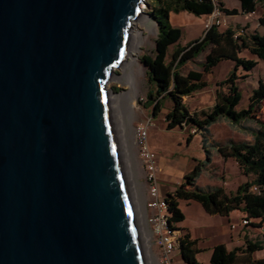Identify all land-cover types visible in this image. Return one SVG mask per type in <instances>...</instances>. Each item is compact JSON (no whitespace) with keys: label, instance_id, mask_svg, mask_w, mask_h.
Instances as JSON below:
<instances>
[{"label":"water","instance_id":"95a60500","mask_svg":"<svg viewBox=\"0 0 264 264\" xmlns=\"http://www.w3.org/2000/svg\"><path fill=\"white\" fill-rule=\"evenodd\" d=\"M147 0H0V264H148L110 82Z\"/></svg>","mask_w":264,"mask_h":264},{"label":"trees","instance_id":"16d2710c","mask_svg":"<svg viewBox=\"0 0 264 264\" xmlns=\"http://www.w3.org/2000/svg\"><path fill=\"white\" fill-rule=\"evenodd\" d=\"M245 13H254L258 5L262 12L259 23L264 27V0H239ZM214 0H155L151 15L158 26V35L153 54H143L142 61L148 68V77L152 87L148 90V104L153 105V114L157 115L164 108L165 98L172 100V107L166 113L169 129L178 126H192L195 132L206 131L209 126L224 117L233 123H239L251 117L264 106V80H259L258 86L250 96L247 108L238 110L242 100V92L236 73L239 68L246 72L252 71L258 61L241 55L243 50L264 60V34L246 32L235 36L236 31L228 27L224 30L213 23L201 38L188 45L176 46L170 51L171 45H176L182 37L181 28L171 22V12L188 11L197 16L210 15L216 8ZM218 8L227 14H237L238 9H229L219 2ZM202 70L191 69L183 72L182 67L190 60L198 58L203 53ZM223 60L234 62V68L229 77L218 84L216 102L209 109L191 112L184 100L186 96L203 89L208 85L204 74L209 73ZM233 82L230 89H221L225 82ZM258 127L253 129L252 141H233L218 144L217 151L223 159L234 158L247 177L234 192H227L223 186H201L197 183L203 169V163H197L185 174L183 182L175 191L167 194L169 220L172 226L184 221L185 214L180 207V201L196 200L201 203L209 214L228 216L234 210H240L248 220L264 222V119L257 121ZM191 135L188 141H191ZM209 155L207 159H209ZM257 189L254 190L253 187ZM179 228V227H177ZM198 241L186 231L180 237V252L187 264H264V258L252 259L251 255L264 249V240L247 242L244 248H227L223 243L212 248L208 263L198 260ZM242 253L245 256H242Z\"/></svg>","mask_w":264,"mask_h":264},{"label":"rangeland","instance_id":"374dc122","mask_svg":"<svg viewBox=\"0 0 264 264\" xmlns=\"http://www.w3.org/2000/svg\"><path fill=\"white\" fill-rule=\"evenodd\" d=\"M149 7L143 4V7L148 13L144 22L137 23L138 31L140 35V44L136 56L132 59L130 66L124 71L117 69V72L121 75H116L114 81L110 82V86L121 95L123 93L134 91L136 93L134 99V110L132 114L127 112L126 107L122 108L120 119V130L122 128L123 134V148L125 150V160L128 168L129 179L131 186H134L136 199V205L140 206V210L143 217V225L146 230V224L144 220L143 212V193L144 186L141 181V169L136 156V149L133 146L134 141V129L138 123H147L151 119V124L148 128V140L151 149L156 152L157 157H160L159 166H162L159 171V180L162 185L165 186V191L175 190L178 186L177 182H181L184 179L183 172L193 168L198 162L203 163V169L200 178L201 184L206 185V182L212 181L216 184H221L226 181L227 190H235L239 183L243 180L252 179L253 176L247 177L241 171L238 162L234 158H229L225 161L213 160L207 161V154L214 155L217 158V146L218 144H227L231 140L233 141H252L253 129L258 127V120L264 119V106L253 113L250 118L245 119L239 123H233L227 118H220L217 122L208 127L206 131L195 132V128L192 126H178L169 129L166 121V113L172 107V100L165 98L164 108L157 115L153 114V105L148 104V90L152 87L148 77V68L142 61L143 54H153L156 46V39L158 35V26L155 19L151 15L152 6L155 0H147ZM217 4L223 0H215ZM236 0H225L228 5H232ZM262 12L261 5H258L257 11L251 17V20L246 22L239 21V16L229 15L226 12L219 10L216 13L210 15L197 16L188 11L171 12L170 18L174 26L181 28L182 37L178 44L170 46L172 51L176 46L188 45L195 39L201 38L204 35L208 25L217 23L219 20L220 29L224 30L228 27L248 28L249 32H258L264 34V27H262L257 18L258 13ZM215 14V18L212 15ZM207 53H203L198 58L188 61L183 67V72H187L191 69L202 70V63L204 56ZM241 55L244 57H252V54L248 50H243ZM234 63L231 61L223 60L217 66H215L211 72L204 74V79L208 82V85L203 89L193 93L190 96L184 98L189 110L191 112L200 111L202 109L209 110L216 102V91L218 84L225 81L232 69ZM134 69L138 72H134ZM135 74V75H133ZM259 71L255 69L253 72H246L239 68L237 70L235 80L242 92V100L237 106V109L247 108L250 102V96L253 90L259 84ZM135 79V84L133 79ZM233 82H225V86L221 89L227 91L230 89ZM122 132V131H121ZM191 135L192 141L187 143V137ZM123 150V151H124ZM208 150V151H207ZM126 153V154H125ZM133 180V182H132ZM223 180V181H222ZM169 185V186H168ZM211 184L210 186H215ZM217 186V185H216ZM133 191V190H132ZM134 196V192H133ZM180 206L183 207V212L186 219L178 226L181 229V233H186V229L182 226H187L191 230V237L198 241L201 246H206V250H202L198 254V260L203 263H208V255L213 245L226 242L228 240L229 246L233 248L231 239L229 237V231L231 226L227 223V219L220 214H209L206 212L200 202L196 200L180 201ZM140 213V211H139ZM233 222L240 219V212L233 213ZM245 217V216H243ZM241 222V221H240ZM253 225L257 222L253 221ZM257 225H263L259 222ZM148 239V238H147ZM147 241V240H146ZM149 246L150 257L148 260L150 264H157L151 253L149 240L147 241ZM175 264H187L181 259L180 250L174 252ZM149 264V263H148Z\"/></svg>","mask_w":264,"mask_h":264},{"label":"built area","instance_id":"2783aa9c","mask_svg":"<svg viewBox=\"0 0 264 264\" xmlns=\"http://www.w3.org/2000/svg\"><path fill=\"white\" fill-rule=\"evenodd\" d=\"M218 6L217 2L214 0ZM216 6L213 13L221 10ZM215 18V14L212 15ZM218 20L216 24L219 25ZM213 24V23H212ZM211 24V25H212ZM211 25H208L209 28ZM248 28L236 31L235 36L243 35ZM151 119L147 123H138L134 129L133 146L136 149V156L141 169V181L144 186L143 212L151 253L157 264H175L174 252L179 249L181 229L172 226L169 220L167 196L160 192L157 175V154L154 152L148 140V128ZM257 189L256 186L253 187ZM244 223L249 224L250 220L244 218ZM234 227V226H233ZM263 233H264V227ZM157 247V250H154Z\"/></svg>","mask_w":264,"mask_h":264},{"label":"crops","instance_id":"0c3cea01","mask_svg":"<svg viewBox=\"0 0 264 264\" xmlns=\"http://www.w3.org/2000/svg\"><path fill=\"white\" fill-rule=\"evenodd\" d=\"M223 3H224V6L225 7H227V8H229V9H233V8H236V9H238V13L237 14H229L230 16L231 15H235V16H239L241 19H239V21H242V22H246V20H251V17L253 16V14H255V12L254 13H245V12H243L242 11V9H241V3H240V1L239 0H236L232 5H228L226 2H225V0H223ZM260 14L261 13H258V15H257V18H258V20H259V17H260ZM232 28H234V27H232ZM248 28H251V26H249ZM234 29H237V28H234ZM247 58H254L255 60H257L258 61V63H257V65H256V67L252 70V71H250V73L251 72H253L255 69H258V71H259V80H264V60H261L259 57H257V56H255V55H253L252 54V57H247ZM227 61H230L231 62V60H227ZM222 62V61H221ZM233 62V61H232ZM234 63V62H233ZM233 68H234V65H233ZM233 70V69H232ZM232 72V71H231ZM219 87V86H218ZM218 89V88H217ZM217 92V91H216ZM191 141H192V139H191ZM191 141H188V137H187V143H190ZM208 151V150H207ZM207 157H208V154H207ZM209 159H211V160H213L214 162H215V159H217V161H219V160H223V161H225L226 159H223L222 158V156L217 152V158L215 157V154L213 155L212 154V156L211 155H209ZM229 159V158H228ZM227 159V160H228ZM162 160V159H161ZM160 160V157H158V159H157V175H158V182H159V188H160V192H161V194L163 195V196H167V194L169 193V192H173V191H175L176 190V188L183 182V180H181V182H177V183H173V184H177L178 186L175 188V190H170L169 192H167V191H165V186L164 185H162L161 183H160V180H159V171L162 169L161 167L162 166H159V161H161ZM210 160V161H211ZM207 161H208V163H209V160L207 159ZM198 163H200V162H198ZM197 164V163H196ZM195 164V165H196ZM191 169H192V167L191 168H189V170H187V171H185V172H183V175L185 176V174L186 173H188L189 171H191ZM201 176V175H200ZM223 181V180H222ZM246 180H243L242 182H245ZM241 182V183H242ZM197 183L199 184V185H201V186H210L211 184H214L215 185V183H213L212 181H209V182H206L205 184L206 185H204V184H201V181H200V178H198L197 179ZM241 183H239V185L241 184ZM217 186H223L224 188H225V190L227 191V192H234L235 190L233 189V190H227V188L225 187L226 186V181H223L221 184H216ZM215 185V186H216ZM238 185V186H239ZM169 186V185H168ZM237 186V187H238ZM181 207V206H180ZM181 209L183 210V207H181ZM240 212V219L238 220V221H236V222H233V217H232V215H233V213H236V212ZM243 216H245V214L242 212V211H240V210H234V211H232L228 216H224L226 219H227V223L231 226V231L228 229V231H229V237H230V239H231V243L233 244V248H235V247H242V248H244L245 246H246V244H247V242H257V241H261V240H264V233H263V227H264V222H262V224L263 225H257L260 221H259V219L258 220H250V223L249 224H245L244 223V218L245 217H243ZM185 219H186V216H185ZM184 219V220H185ZM241 221V222H240ZM253 221H256L257 222V224L256 225H253L252 223H253ZM180 224V223H179ZM180 226V225H179ZM178 226V224H177V227H179ZM234 226V227H233ZM180 228V227H179ZM182 228H185L190 234H191V230H189L190 228L189 227H187V226H182ZM221 243H223V244H225L226 246H227V248H229V249H233V248H231L230 246H229V243L230 242H228V240L226 241V242H220V243H217V244H221ZM217 244H215V245H217ZM215 245H213V247L215 246ZM212 247V248H213ZM197 248L200 250L198 253H197V258H198V254L202 251V250H206L207 248H206V246H201L199 243L197 244ZM212 248H211V250H210V252H209V255H208V259L210 260V258H211V255H212ZM154 250H157V247H155V249ZM178 250H180V249H178ZM242 256H245V254H243L242 253ZM251 258L252 259H260V258H264V249L263 250H258V251H256V252H254L252 255H251ZM181 259H182V257H181ZM183 260V259H182Z\"/></svg>","mask_w":264,"mask_h":264},{"label":"bare ground","instance_id":"6f19581e","mask_svg":"<svg viewBox=\"0 0 264 264\" xmlns=\"http://www.w3.org/2000/svg\"><path fill=\"white\" fill-rule=\"evenodd\" d=\"M147 16H143L141 19H140V21L139 22H144L145 21V18H146ZM135 33H136V35H137V38H136V43H135V45L133 46V50H132V54H131V58H130V60L127 62V65L125 66V68H124V70L128 67V66H130V64H131V61H132V59H134L135 58V56H136V52L138 51V46H139V44H140V32L138 31V28H137V26H136V28H135ZM134 72L136 73V72H138L137 70H135L134 69ZM133 75H135V74H133ZM133 79V78H132ZM135 82V79H133V83ZM135 84V83H134ZM114 96H115V105H116V110H117V115H118V123L120 124V119L122 118L121 117V113H122V110H121V107L123 108H125L126 107V109H127V112L129 113V114H132L133 113V110H134V99H135V96H136V93L134 92V91H129V92H126V93H123V94H119V93H116V94H114ZM122 131V132H121ZM121 134H123V130H122V128H121V130H120V136H121V139L123 138L122 137V135ZM124 144H123V139H122V146H123ZM123 150H124V148H123ZM124 152H125V150H124ZM126 154V153H125ZM129 166H127V169L130 171V169L128 168ZM132 182H133V180H132ZM130 184H131V182H130ZM135 186V185H134ZM134 186H131V189L133 190V192H134V196H133V198H134V203H135V208H136V211H137V218H138V223H139V228H140V231H141V233H142V237H143V244H144V248H145V254H146V257H147V261H148V263L150 264V262H149V260H148V256L150 257V251H149V246L147 245V241H148V236L146 235V230H145V227H144V225H143V223H144V221H143V217H142V213H141V210H140V206H138V205H136V199L137 198H135L136 197V195H135V191H134ZM139 211H140V213H139ZM147 240V241H146Z\"/></svg>","mask_w":264,"mask_h":264}]
</instances>
